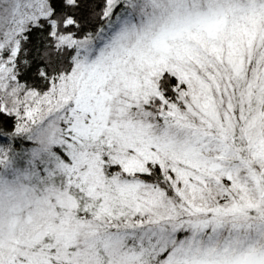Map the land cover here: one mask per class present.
Listing matches in <instances>:
<instances>
[{
    "label": "snow or ice",
    "instance_id": "1",
    "mask_svg": "<svg viewBox=\"0 0 264 264\" xmlns=\"http://www.w3.org/2000/svg\"><path fill=\"white\" fill-rule=\"evenodd\" d=\"M0 264H264V0H0Z\"/></svg>",
    "mask_w": 264,
    "mask_h": 264
}]
</instances>
